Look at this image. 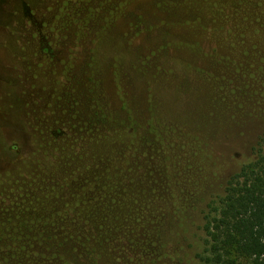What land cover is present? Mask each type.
<instances>
[{"label":"trees","instance_id":"16d2710c","mask_svg":"<svg viewBox=\"0 0 264 264\" xmlns=\"http://www.w3.org/2000/svg\"><path fill=\"white\" fill-rule=\"evenodd\" d=\"M37 6L4 26L0 264H264V0Z\"/></svg>","mask_w":264,"mask_h":264},{"label":"rangeland","instance_id":"374dc122","mask_svg":"<svg viewBox=\"0 0 264 264\" xmlns=\"http://www.w3.org/2000/svg\"><path fill=\"white\" fill-rule=\"evenodd\" d=\"M40 0H0V163L2 164L11 156L10 145L16 141L20 143L23 131L19 125L12 122L5 110H2L1 103L6 102L18 107L21 99V88L24 86L21 76V70L11 66L6 47L4 45V36L7 33L5 29L6 22L13 16L16 21V28L27 24L29 19L30 25L34 22L39 23L43 19L44 11L38 6ZM48 34L47 32H45ZM23 74V73H22ZM179 255L184 261L190 264H198L197 261L188 255ZM182 264V263H178Z\"/></svg>","mask_w":264,"mask_h":264}]
</instances>
